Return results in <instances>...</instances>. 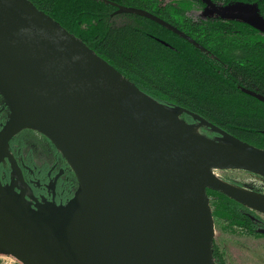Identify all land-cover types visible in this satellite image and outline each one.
I'll use <instances>...</instances> for the list:
<instances>
[{
  "label": "water",
  "instance_id": "95a60500",
  "mask_svg": "<svg viewBox=\"0 0 264 264\" xmlns=\"http://www.w3.org/2000/svg\"><path fill=\"white\" fill-rule=\"evenodd\" d=\"M110 2L116 13L144 15L197 45L146 9ZM207 2L264 33L261 14ZM0 91L10 109L0 164L8 159L21 173L9 144L33 129L63 153L78 180L66 204L33 209L24 190L6 187L0 176V252L24 264H215L208 190L264 214L263 195L213 173L264 176L263 148L188 108L159 102L31 0H0ZM246 91L264 102L263 94ZM184 113L197 122L186 123ZM202 126L224 141L194 132Z\"/></svg>",
  "mask_w": 264,
  "mask_h": 264
},
{
  "label": "trees",
  "instance_id": "16d2710c",
  "mask_svg": "<svg viewBox=\"0 0 264 264\" xmlns=\"http://www.w3.org/2000/svg\"><path fill=\"white\" fill-rule=\"evenodd\" d=\"M31 1L159 102L188 108L246 141L249 138L243 134L249 132L261 144L248 142L264 149V102L241 86L242 82L250 83L256 92L264 95V33L260 30L241 20L221 21L227 34L232 33L229 25L235 23L242 30H234L233 35L198 36L206 43L208 52H205L181 35H158L172 43L168 46L159 42L151 35L150 23L156 22L144 16L139 15L146 21L139 25L126 23L116 27L112 20L116 7L110 1ZM247 1L257 2L259 14L264 16V0ZM236 31L242 35H236ZM172 36L179 37L183 43ZM228 49H239L244 55L229 56ZM203 128L218 134L209 127ZM211 191L223 197L226 210L255 227L257 221L251 217L255 215L252 209L221 192ZM214 260L215 264H224L216 256Z\"/></svg>",
  "mask_w": 264,
  "mask_h": 264
},
{
  "label": "rangeland",
  "instance_id": "374dc122",
  "mask_svg": "<svg viewBox=\"0 0 264 264\" xmlns=\"http://www.w3.org/2000/svg\"><path fill=\"white\" fill-rule=\"evenodd\" d=\"M104 1L107 2L112 0H104ZM209 1L213 3L214 6L216 7L219 6L218 7L219 9H222L223 11L229 13H236V12L259 13L258 4L255 1H247V0L245 1L244 0H229V1L209 0ZM113 2L123 5H128V2H133L134 5L131 6L146 9L164 18L165 20L170 21L171 23L176 25V27H179L180 29H182V31H185L186 33L190 34L192 37L195 36L197 39L194 37L193 38L196 39L197 42L196 47L199 50L205 52H208L207 50H205L206 43L200 41L198 36L233 35L234 30H242L241 25L235 23V25H229L228 28L231 30L232 33L229 32V34H227L228 32H226L223 29L224 26L221 24V21L225 22L226 20L229 19L218 14L215 11L214 7L207 2V0H120ZM115 7L116 9L113 10L112 20L116 27H121V25L126 23L131 25L132 24L139 25L142 22H146L145 20H142V18L140 17L144 15L135 13L138 15L137 16V15L129 14L128 12L116 13V10L118 8L117 6ZM156 10L161 11L163 13L161 15L157 14L155 12ZM162 26L158 22H156V24L150 23V27L152 28L151 35L155 36V38L159 42L169 46L171 45L170 43H172L171 40L170 39L164 40L163 37L158 35H180V34H177L172 30L170 31H172L173 33L165 31V29L163 28L164 26L163 27ZM86 28L87 25L84 27V29ZM238 32L235 34L242 35L240 31ZM172 37L179 40V42H182L179 37L177 36H172ZM247 41L249 40L247 39ZM228 50H229L228 52L229 56L240 58L244 55V52H242L239 49L236 50L228 49ZM241 86L245 91L250 90L256 92L255 91L256 88H254L250 83L242 82ZM166 106L170 107L173 110L177 109L176 107H180L178 105L176 106L169 104ZM9 118H10V109L4 95L0 91V131L5 126ZM181 118L186 123L197 122L188 113L182 114ZM194 132L198 133L201 137L213 143H222V141H224L222 136L218 134L216 135L215 133H212L211 131L204 129L203 126L197 128ZM20 137L22 138L23 152L25 154H29L30 157L34 158V160H39V159L46 160L48 157L50 158L48 143L44 140V138H42L39 135V131L38 132L34 130L32 131L30 129L24 130L20 134ZM243 137L249 138L247 139L249 142L256 144L258 146L259 144H261L260 142L252 138L254 136H252L251 133L249 132H244ZM52 144L54 143L52 142ZM222 145L230 146L229 144H222ZM61 154L63 155L62 152ZM16 161L18 163L17 159ZM19 167L21 168V166ZM24 168L27 169V167ZM1 172L7 180L6 184H4L6 187H9L11 185L15 186V182H17L19 179H22L23 182H25L23 169L21 168V173H19L18 169L15 166H13L9 160L3 162L1 166ZM213 173H215L218 177L222 178L223 180L228 181L236 186H239L241 188H244L246 190L264 196V176L241 169H214ZM208 195H209L210 205L213 212L214 223H215L214 259L216 256L217 259L219 258L222 259V262L224 264H264V214L258 213L253 210L255 212V215L251 214L252 215L251 217L257 221V223L254 224L255 227H253L248 223L245 224L246 222L245 221L243 222V220H245L244 218L237 217L235 214H232L231 212L226 210L222 199L223 197L220 194L214 193L211 190H209ZM57 205H63V204H57Z\"/></svg>",
  "mask_w": 264,
  "mask_h": 264
},
{
  "label": "flooded vegetation",
  "instance_id": "af4514ba",
  "mask_svg": "<svg viewBox=\"0 0 264 264\" xmlns=\"http://www.w3.org/2000/svg\"><path fill=\"white\" fill-rule=\"evenodd\" d=\"M30 130L33 131V129ZM22 131L14 136L9 144V149L18 160L25 177V182L22 179L15 182V190L17 192L24 190L26 201L33 209L37 208L38 203L45 201L66 204L73 197L74 191L78 187V180L74 170L58 148L40 132L39 135L48 143L50 158L34 160L29 154H25L23 152L22 138L20 137ZM3 162L0 164V176L3 184H6L7 180L1 172ZM24 167H27V169Z\"/></svg>",
  "mask_w": 264,
  "mask_h": 264
},
{
  "label": "built area",
  "instance_id": "2783aa9c",
  "mask_svg": "<svg viewBox=\"0 0 264 264\" xmlns=\"http://www.w3.org/2000/svg\"><path fill=\"white\" fill-rule=\"evenodd\" d=\"M0 264H24V263L18 260L13 255L0 252Z\"/></svg>",
  "mask_w": 264,
  "mask_h": 264
},
{
  "label": "bare ground",
  "instance_id": "6f19581e",
  "mask_svg": "<svg viewBox=\"0 0 264 264\" xmlns=\"http://www.w3.org/2000/svg\"><path fill=\"white\" fill-rule=\"evenodd\" d=\"M28 121H32L34 122L36 120V116L32 115V116H29L27 118ZM216 146H221V148L227 150L228 152H238L237 150H235L232 146H225V145H222V144H219V145H216Z\"/></svg>",
  "mask_w": 264,
  "mask_h": 264
}]
</instances>
